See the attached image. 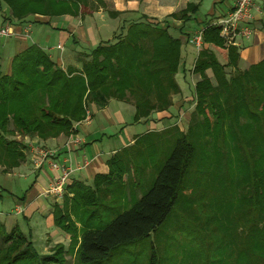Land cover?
<instances>
[{"label":"trees","instance_id":"16d2710c","mask_svg":"<svg viewBox=\"0 0 264 264\" xmlns=\"http://www.w3.org/2000/svg\"><path fill=\"white\" fill-rule=\"evenodd\" d=\"M0 1L10 11L3 21L11 22L13 18L23 21L37 14L77 15L79 5L87 6L88 0ZM95 1L97 8L103 3ZM198 6L189 3L173 17L187 21ZM161 23L143 16L112 42L100 43L90 52L78 54L79 67L68 66L64 70L34 43L12 57L9 72L3 71L0 64V163L4 171L19 166L26 158L22 143L7 135L17 132L44 140L61 134L68 136L74 132L73 124L84 118L89 103L103 107L112 98H128L135 105V121L168 110L181 91L175 74L179 70L182 41L169 33L168 25ZM208 44L223 56L225 63ZM239 58L238 47L227 44L219 28L207 24L203 46L192 69L199 79L194 86L196 105L187 129L181 131L175 123L141 134L133 144L117 151L108 160V172L97 174L91 184H68L71 197L64 198L61 208L53 207L55 226L70 232L71 214H76L77 206H83L86 212L104 210L110 215L95 225L81 226L77 247L81 264L102 262L113 250L150 238L159 231L174 212L188 176L197 173L207 180L212 149L215 145L221 150L227 140L234 144L235 152H243L246 164L234 228L244 241L241 250L246 260L264 264V58L244 70L237 68ZM227 68H232L233 73H228ZM248 130L254 131L262 150L252 149L245 141ZM167 132H172V145L165 156L161 149L151 185L129 207L104 205L113 188L126 184L129 171L137 172V157L153 148L154 136ZM229 160L227 155L220 156V179L226 178L222 176H228L232 168ZM152 248L149 264H161L156 248ZM45 262H50L49 257L38 254L18 227L7 231L0 223V264Z\"/></svg>","mask_w":264,"mask_h":264},{"label":"crops","instance_id":"0c3cea01","mask_svg":"<svg viewBox=\"0 0 264 264\" xmlns=\"http://www.w3.org/2000/svg\"><path fill=\"white\" fill-rule=\"evenodd\" d=\"M254 1L260 9L255 11L256 18L252 24L253 33L249 39L238 38L234 44L240 53L237 63L239 70H244L264 58V0ZM102 2L101 6L84 13V15L67 14L41 18L30 16L23 21H2L0 27L11 25L15 31L13 35L0 38L2 39L0 49L9 45L13 49V55L8 59L9 67L6 72L10 71L12 57L33 43L39 45L56 64L64 67L69 65L79 67L78 54L88 53L101 42L111 40L112 36L115 37L125 32L130 23L142 20L143 16L158 20L165 26L168 25L169 32L174 33V37L180 40L185 37V47L189 48L186 35L183 34L194 31L196 26L202 28L210 24L212 22L210 18L214 21L225 14L231 9L234 0H102ZM227 2L229 5H226ZM189 3L199 5L189 20L183 21L173 17V14L186 9ZM115 13L117 14L115 15ZM32 21L37 22V27L33 25ZM207 21L211 22L207 23ZM34 28L35 32L33 31ZM58 46H61L62 49ZM181 49L182 57L185 55L186 60H188L190 58L187 53L188 50L185 49L186 53L184 54L183 47ZM191 49L193 50V48ZM3 56L4 52L0 51V62ZM196 57H194L193 66ZM222 59L219 58L222 63H225L223 56ZM185 64L183 61V66ZM209 73L212 75V72L207 71L210 77ZM179 95L180 93L175 96L178 97L174 98L173 105L168 110L153 112L149 118L139 121L134 119L135 105L130 100L112 98L103 107L89 103L87 106L89 120H81L73 124V133L81 136L82 145L69 148L66 145L69 135H60L46 140L31 136L25 146L29 150L30 145L40 144L57 150L58 160L70 161L71 166L75 168L69 184L73 181L91 184L97 174L108 172V160L117 151L133 144L135 138L141 134L167 128L169 125L166 126L165 124L168 118H171L172 115L179 116L182 113L184 100L188 101L189 98L179 99ZM135 123H142L145 125V129L139 133H133L137 127ZM84 157L88 159V163L84 167L78 168L84 162ZM16 170L25 173L17 174ZM53 175L54 172L48 165H44L38 170L33 167L31 151L29 154L26 153L25 160L19 166L10 171H4L2 167L0 169V181L8 187H6L7 189L2 188L3 192L0 191V199L2 201L7 200L10 205L14 195L7 190H11L16 183L9 177L33 178V184L30 188L37 193L32 198L25 195L19 200L17 197V201L11 205L10 213L0 211V223L7 231L14 227L20 229L17 217L21 215L26 222L37 218L40 224H48L51 230L47 233L45 240L42 241L44 242L42 251L45 256L51 254V248L55 244L61 243L67 248L70 241V235L65 233V237L61 236L59 227L54 224L51 204L53 200L42 195ZM31 231L33 229H30ZM30 235L31 240L32 232Z\"/></svg>","mask_w":264,"mask_h":264},{"label":"rangeland","instance_id":"374dc122","mask_svg":"<svg viewBox=\"0 0 264 264\" xmlns=\"http://www.w3.org/2000/svg\"><path fill=\"white\" fill-rule=\"evenodd\" d=\"M226 5H229V3L227 2ZM96 6L97 2L95 0H88L87 6L79 5L77 15H84V13L94 9ZM8 13H10V11L6 3L0 1V23L3 21V16L5 14L8 15ZM34 16L39 18L49 17L47 15L38 14ZM12 20L17 21L15 18ZM210 20L213 21L212 18H210ZM211 21H207V23ZM32 23L35 27H37V22L32 21ZM161 25L165 26L163 23H161ZM200 28V26H196L194 31L199 30ZM33 31L35 32V28ZM173 34L171 35L173 36ZM183 35H186V38L188 39L191 32ZM112 37L111 40H106L101 43L105 44L107 42H112L114 38ZM181 41L183 44V53H186L185 49L188 50L187 53L190 58L186 60V56L184 55L182 57L181 54L178 62L179 70L175 75L181 90L179 99L189 98V100H184V108L182 109L183 116L180 119V115H172L171 118L169 117L168 121H166L167 123L165 121L164 122L166 123V126H171L178 120H181L178 122V129L184 131L187 129V126L191 121V114L195 109L196 104L193 100L195 95L194 86L196 81L199 79V75L193 73L192 71L193 61L195 59L194 57L197 56L198 50L189 42V48H186L185 37ZM0 42H2V39H0ZM207 46L216 52L220 60H223L222 55L215 50V48L209 44ZM190 47L193 48V50ZM0 51L4 52V56L0 64L3 71H7L9 67L8 59L13 55V49L11 45H9L6 48H1ZM182 60L186 63L184 66ZM61 68L66 70L67 66L64 67L61 65ZM227 72L232 74L233 70L231 68H227ZM209 74L212 78L211 73ZM175 96L174 98L178 97ZM127 100L130 99L127 98ZM86 114L87 109L85 110V116ZM135 125L137 127H135L136 131L133 133H139V131H143L145 129V125L142 123H135ZM171 135L172 132H167L161 134L160 136H154L155 144L152 145L153 148L148 151L144 150L143 154L138 155L137 157L135 165L138 167V173L134 170L129 171L130 174H128L126 184L121 188H113L109 197H106L104 205L110 208L120 206L124 209L129 207L140 197L146 188L151 185L156 175V171L158 169L156 162L160 157L159 155L161 149L164 152L163 156H165L170 149L172 145ZM7 136L10 139H14L22 143L20 146L23 147L22 150L25 155L26 153L29 154L30 149L28 150L26 146H23V144H26L28 142L27 140L31 139V136L22 135L17 132L13 135ZM244 137L245 141L248 142L252 149L255 150V147L257 151L263 149V145L260 140L255 139L253 130H248ZM233 146L234 144L229 140L223 141V148L221 150L214 145V149H212L213 152L208 161V175L214 179V182L207 175L205 177L209 178L206 180L201 174V176L197 173L190 174L188 176L187 184L181 192L174 212L159 231L151 235L150 238L113 250L109 258L102 262L88 264H149L153 249L152 246L156 248V256L160 259L161 264H256L251 262L252 260L248 259L249 262L246 260L244 252L241 250L244 241L242 237L237 234V230L234 228V215L236 213L235 211L238 210L236 209L237 203L240 202L238 192L240 180L246 174V164L244 163L245 160L242 156L244 154H241L243 152L238 150L235 152ZM197 148H199L198 145ZM222 154L229 156V163L232 168L228 171V176L225 174L222 176L226 178L220 179L221 176L219 175L218 169H220L221 166L219 159ZM0 166L4 169V166L1 163ZM194 166L197 170H199L197 164ZM16 173L25 172L16 170ZM9 178L14 180V183H16L11 190H7L11 191L14 195L11 205H13V202L17 201V197L19 200H21V198L25 195L32 198L37 193L30 188L33 184V178ZM135 181L139 185H137ZM6 187L7 186H4L3 182L0 181V191H2V188H8ZM65 197H71L70 190L66 191L62 200L52 201V207L57 205L61 208ZM11 205L7 200L2 201L0 199V211L10 213ZM77 207L79 208L76 209V214H71L70 232H65L64 230L58 228L61 236L65 237V233L70 235L69 245L66 248L61 243L55 244L51 248V254L48 255L50 262H45L44 264H81L77 256L78 239L81 226L84 223L88 225H95L100 219L110 217L108 212L104 210L94 211L93 209H89V212H86L85 210L83 211V206ZM92 210V215H89ZM68 217V215L65 216V219L67 220ZM17 219L20 225V230L25 233L28 238L31 236L30 234L32 232L33 237L31 241L34 243V248L38 254L44 255V252L42 251L44 242L42 241L45 240V237L47 233L50 232L51 227L48 224H40L37 218H34L30 222H26L24 217L20 215ZM30 229H33V231L30 232Z\"/></svg>","mask_w":264,"mask_h":264},{"label":"built area","instance_id":"2783aa9c","mask_svg":"<svg viewBox=\"0 0 264 264\" xmlns=\"http://www.w3.org/2000/svg\"><path fill=\"white\" fill-rule=\"evenodd\" d=\"M260 7L256 6L254 0H234L233 5L229 11L219 16L216 20L210 24L219 28L220 36L225 39L227 44H236L238 38L249 39L253 33L252 24L255 20V11H258ZM205 26L191 32L188 37V42L198 50L203 46V30ZM15 33L11 25H4L0 27V38H5ZM61 48V46H58ZM197 52V53H198ZM183 116L181 113L179 119ZM89 112L83 121L89 120ZM181 120H178L180 122ZM83 143L81 136L74 134L73 132L68 136L66 140L67 147L80 146ZM31 161L35 169H41L44 165L54 172L48 186L44 188L42 195L48 197L53 201H60L65 196L67 186L70 182L71 175L75 168L70 164V161L58 160L57 150L47 148L40 144L30 145ZM88 163V159L84 157V162L78 168L84 167ZM1 169V166H0Z\"/></svg>","mask_w":264,"mask_h":264}]
</instances>
